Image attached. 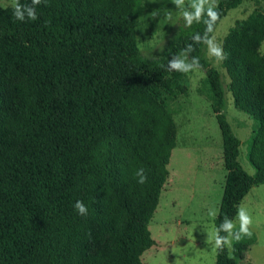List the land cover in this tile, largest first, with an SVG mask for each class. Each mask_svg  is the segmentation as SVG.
Instances as JSON below:
<instances>
[{
  "label": "trees",
  "instance_id": "obj_1",
  "mask_svg": "<svg viewBox=\"0 0 264 264\" xmlns=\"http://www.w3.org/2000/svg\"><path fill=\"white\" fill-rule=\"evenodd\" d=\"M239 2L217 0V22ZM141 10L142 0H46L37 20L21 22L0 6V264H140L175 145L167 100L181 90L182 73L161 65L188 44L204 70L226 170L215 226L264 184V14L249 13L221 39L232 104L253 121L248 174L222 112L219 74L192 40L205 25L179 17L165 48L147 58L135 39ZM252 241H233V257ZM215 264L235 262L225 249Z\"/></svg>",
  "mask_w": 264,
  "mask_h": 264
},
{
  "label": "rangeland",
  "instance_id": "obj_2",
  "mask_svg": "<svg viewBox=\"0 0 264 264\" xmlns=\"http://www.w3.org/2000/svg\"><path fill=\"white\" fill-rule=\"evenodd\" d=\"M185 3L189 4L190 0ZM10 4L11 0H0V6ZM253 11L264 14V0H240L227 10L210 36L221 44L225 33ZM181 16L173 0H142V10L134 27L140 54L147 58L157 57L175 33ZM258 49L264 51V39ZM202 56L219 74L223 91L222 112L240 141L237 161L252 174L253 169L245 157V141L253 121L233 106L224 68L221 62L210 57L205 44ZM204 78V70L200 67L182 73L180 92L167 100L172 120L169 131L175 145L170 150L167 176L157 204L147 222L153 244L141 252L140 264H215L213 232L216 226L209 211L218 209L226 170ZM240 206L252 217L253 241L244 250L242 258H234L227 249L228 256L235 264H264V184L252 187L237 208ZM232 220L238 228L236 214Z\"/></svg>",
  "mask_w": 264,
  "mask_h": 264
},
{
  "label": "clouds",
  "instance_id": "obj_3",
  "mask_svg": "<svg viewBox=\"0 0 264 264\" xmlns=\"http://www.w3.org/2000/svg\"><path fill=\"white\" fill-rule=\"evenodd\" d=\"M46 0H30V3H22L21 0H11L10 7L12 14L17 21H35L38 19L36 6ZM176 8L181 12L186 26H191L193 23H203L205 31L203 35L196 33L192 40L195 43H203L206 45L210 57H214L217 62H223L227 59L228 54L224 52L223 46L217 43L214 37L209 34L214 31L215 24L219 18V13L216 11L218 6L217 0H190L189 4L185 0H173ZM193 51V45L188 44L177 55H173L167 65H161L168 72L188 73L199 68L200 62L197 57L189 59V53ZM137 183L144 184L147 182V174L144 168H138L135 172ZM74 210L81 217L88 215V207L81 200H76L73 205ZM209 215L216 218L219 215L218 209L209 211ZM236 221L225 216L222 223L214 228V246L217 256L225 251V249H233V241L239 242L242 237H251V225L253 223L249 211L245 207H238L236 212ZM224 233V235H221Z\"/></svg>",
  "mask_w": 264,
  "mask_h": 264
},
{
  "label": "crops",
  "instance_id": "obj_4",
  "mask_svg": "<svg viewBox=\"0 0 264 264\" xmlns=\"http://www.w3.org/2000/svg\"><path fill=\"white\" fill-rule=\"evenodd\" d=\"M252 187H254V186H252ZM252 187L249 188V191H251ZM249 191H247V193H248Z\"/></svg>",
  "mask_w": 264,
  "mask_h": 264
}]
</instances>
